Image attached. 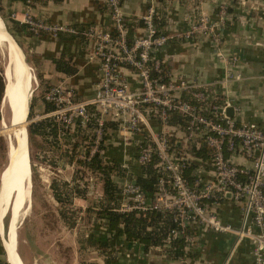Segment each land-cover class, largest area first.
<instances>
[{"label": "built area", "instance_id": "1", "mask_svg": "<svg viewBox=\"0 0 264 264\" xmlns=\"http://www.w3.org/2000/svg\"><path fill=\"white\" fill-rule=\"evenodd\" d=\"M106 3L111 30L91 25L79 32L74 26L53 24L29 14L19 21L34 34L46 32L56 36L69 32L95 40L88 59L98 61L101 78L93 96L75 101L71 90L61 85L50 86L43 99L55 109L37 119L53 118L59 129L73 130L76 125L86 128L95 118L93 140L85 148L86 160L97 153L105 156L101 147L105 145L106 122L116 123L123 136L144 134L137 145L136 160L141 165L155 161L159 174L155 190L147 196L131 180H124L117 210L170 213L176 223L171 233L178 236H183L188 228L231 233L235 236L234 248L248 239L251 264H264V129L253 122L238 121V109L233 107L228 94L215 97L203 85L172 78L158 56L173 40L201 35L214 43L217 58L225 63L221 83L227 86L230 81H239L242 75L237 68L238 58L232 56L227 64L222 50L226 7L220 6L217 20L200 14L185 30L171 32L158 31L155 9L150 7L141 18L144 33L129 41L120 0ZM122 68L130 70L138 81L136 89L129 86L120 72ZM229 107H233L232 117L225 113ZM174 115L184 118L182 128L191 141H171L170 118ZM151 119L159 124V130L152 127ZM203 146L207 151L205 157L196 154ZM225 201L235 203L242 211L240 226L222 221L218 209Z\"/></svg>", "mask_w": 264, "mask_h": 264}, {"label": "crops", "instance_id": "2", "mask_svg": "<svg viewBox=\"0 0 264 264\" xmlns=\"http://www.w3.org/2000/svg\"><path fill=\"white\" fill-rule=\"evenodd\" d=\"M120 2L127 24V36L130 40L144 33L140 21L150 7L155 9L157 17L165 18L164 29L171 32L185 30L200 14L207 15L211 21L217 20L220 6H225L228 17L221 32L224 39L222 50L227 58V64L231 63L232 56L238 58L237 68L242 75L239 81H230L227 86L221 83L225 63L217 58L214 43L201 35H196L191 39L173 40L158 53V56L164 61L172 78L181 77L193 84L203 85L206 91L215 97L228 94L232 99L233 107L238 109L235 114L238 121L253 122L264 129V0H120ZM0 7L1 12L8 19L17 21H23L25 15L29 14L53 24L75 27L91 24L102 30L112 29L106 0L48 1L46 5H36L32 8L21 1L2 0ZM12 14L15 16L12 17ZM70 34L69 32H61L59 36L46 32L34 34L28 29H23L16 32L15 37L20 45L18 46L24 62L27 60L26 63L32 68L33 79L35 80L36 77L38 81L37 92H40L46 85L47 88L61 85L66 90H71L75 101H84L93 96L101 78L98 61L88 59L95 40L86 38L82 40L81 36ZM60 58L69 60L75 66L76 71L67 74L57 70L55 60ZM120 72L124 74L132 89L139 86L130 70L122 68ZM2 109L1 98L0 125L3 120ZM20 109L21 107L18 112ZM36 110L43 112L42 102H38ZM150 123L154 129H160L154 119H151ZM170 125H172L169 127L171 129L170 138L174 141H191L186 139L185 132L178 122H170ZM2 131L1 127L0 134L4 137ZM124 135L118 128L109 132L107 139L104 140L107 141L105 155L106 157L121 155V160L129 172L138 173V168L134 170L132 166L136 160L138 142L144 139V134L127 133ZM13 145L17 158V153L22 151L24 159L25 151L22 142L13 141ZM28 160L30 163L29 148ZM20 163L19 160V167ZM23 174L24 169L19 171L18 168L17 179H15L17 184H22ZM2 183L4 184V180ZM218 211L223 222L234 227L241 225L242 211L235 203L225 201ZM3 213L0 212V217ZM7 213L9 212L6 211L1 219L0 232H2L3 218ZM10 220L9 228L11 229L13 226L12 212ZM196 231L191 244L186 246L188 248L185 247L191 253L189 256L173 259L162 253L142 252L138 248L130 249L125 245L120 247L121 254L118 256V261L125 264H251V244L248 239L242 240L234 248L235 236L231 233L198 229ZM11 237L9 232V237L6 234L1 244L7 261L9 255L4 243H7L9 238L11 240ZM12 242L14 245L11 244V250L17 254L14 262L19 264L20 258L22 261L23 258L19 253L17 238L14 242V237H12Z\"/></svg>", "mask_w": 264, "mask_h": 264}, {"label": "trees", "instance_id": "3", "mask_svg": "<svg viewBox=\"0 0 264 264\" xmlns=\"http://www.w3.org/2000/svg\"><path fill=\"white\" fill-rule=\"evenodd\" d=\"M10 1H21L28 7L32 8L36 5H46L48 1L60 2L62 0ZM1 17L3 20H5L6 24L12 28V31L15 34L20 30L27 29V25L21 24L19 21L14 19H8L4 14H2ZM140 22L142 25V21ZM154 23L158 31H165L164 26L166 25V20L164 17L160 18L155 14ZM90 26L91 24L77 25L76 27H74L77 28L79 32H82L87 30ZM60 34L61 32L58 33L57 36H59ZM70 35L76 36L74 34ZM80 38L82 40H86L83 36H81ZM129 41L131 40L129 39ZM55 65L57 70L67 74L74 73L76 71L75 66L71 64L69 60H65L63 58L56 59ZM43 89H47V85L44 86ZM3 90L4 81L3 77L0 75V100L3 95ZM43 96L40 95L39 98H35L34 102L31 103L29 112L30 115L32 114V108L37 105L38 102H42L43 104L42 113H48L55 109L51 103L43 99ZM89 109L93 111L92 108L89 107ZM205 113H209L208 110H205ZM170 122H178L181 126H183L185 120L179 115H174L171 116ZM95 124L96 120L95 118H92L87 124L86 128H81L80 125H76L73 132L69 134V129H59L60 127L58 126L56 121L53 118L47 117L31 123L27 129L28 139H30V141L33 140V136H38L48 146V151H43L44 155L38 154V157L42 156L41 161H53L55 158L51 159L50 157L49 159H47V155L45 154H48L50 152L52 154L53 152L57 153L61 146H64L66 148H63L62 153L58 154L59 156H62L63 160L68 163L75 162L79 166H81V168H87L96 176H99V178H101L103 195L97 204V211L95 212V220L98 223L94 228L96 236L95 234H88L83 239L82 243L87 245L88 247H92L98 250L99 254L101 255L103 264H125L118 261V256L121 254L120 247H124L125 245H127L130 249L138 248L142 252H150L155 254L162 253L166 257L173 259L182 258L187 255L189 256L191 253L189 252V249H185V247L188 246V244H191L194 235L197 233L196 228H188L183 236H178L171 233V231L176 228V223L173 221L170 213L151 211L146 214H137L133 211L120 212L117 210L120 202L121 185L122 182L126 179H129L131 181L135 180V184L139 186L147 196L152 195L159 177L158 171L154 165V160L144 165L139 164L137 160H135L132 167L133 169L138 168L139 172L135 173V171H133V173H131L129 172V169L125 167L123 161L121 160V155L106 157V155L100 156L97 153L90 160L76 159L77 150L80 146L79 141L85 140L84 133L88 129H94ZM104 127V139L106 140L109 132H113L117 129V125L113 122H106ZM70 137H72L71 140L69 139ZM68 141L73 142L71 143ZM171 141H173L172 138ZM105 149L106 146L103 144L101 150H103L104 153ZM206 152V148L203 146L196 154L205 157ZM54 157L57 156L54 155ZM77 172L78 171H76L75 175L72 178V180L74 181V185H72L71 187L70 184L66 181H63L60 184L53 181V183L51 184L53 196L55 200L61 205L62 210L60 215L69 227H73L76 222L73 215H68V210H66V208H69V205L71 204L72 198L74 196L84 198L83 196H85L86 194L85 188H80L78 184H75V181L77 180ZM0 250L2 252L4 251L2 246H0ZM5 264L8 263L5 261Z\"/></svg>", "mask_w": 264, "mask_h": 264}, {"label": "rangeland", "instance_id": "4", "mask_svg": "<svg viewBox=\"0 0 264 264\" xmlns=\"http://www.w3.org/2000/svg\"><path fill=\"white\" fill-rule=\"evenodd\" d=\"M2 14L3 13L0 11V17ZM5 26L17 42L12 28L8 26L6 22ZM1 42L4 46L0 48V73L5 83L3 72L7 59V50L5 41L1 40ZM17 44L19 45L18 42ZM37 85L38 81L36 77L32 82L29 80L27 92L30 93L32 91V96L29 99V107H31V103L34 102L35 98H39L40 95L43 96L48 90L47 88L37 92ZM36 106L37 105L32 108L31 115L29 114L30 109L27 112L26 129H28V126L31 123L43 119H37V116H41L43 113L37 112ZM1 113L5 116L8 122L10 112L6 105L3 107ZM9 130L13 140L16 142L15 138L17 130L13 123H10ZM73 130H70L69 134H71ZM84 134L85 140L79 141L80 146L77 150L76 159L84 158L86 151L85 148L92 142L94 131L93 129H88ZM4 137L0 134V185L10 169L5 134ZM69 139L71 140L72 137ZM68 142L72 143L73 141ZM104 142L107 144V141ZM28 148L30 154L29 166L31 164V168H29L31 177L30 197L28 207L18 215L17 228L15 230L19 253L24 261L23 264H103L99 251L82 243L86 235L95 234L96 236L94 228L98 223L95 220V212L97 211V204L103 195L101 178L96 176L89 169L81 168V166L75 162L68 163L63 160L62 156H59L58 154H61L62 149L66 148L64 146H61L57 153L53 152L52 154L50 152L45 154L47 155V159L50 157L51 159L55 158L53 161L51 160V162L49 160L41 161L42 156L38 157V154L44 155L43 151H48V146L40 137L33 136L32 141L28 139ZM54 155L57 157H54ZM76 171L78 172L75 184H78L80 188H85L86 194L83 196L84 198L74 196L69 208H66V210H68V215H73L76 222L73 227H69L60 215L62 210L61 205L53 196L51 184L53 181L59 184L66 181L71 187L74 185L72 178ZM12 202L7 206V209L8 207L11 209H6L9 213L6 214L2 221L3 225L2 232H0V246H2V239L6 237V234L9 237L7 231L10 227V214L11 212L13 214ZM6 211L1 214L0 224ZM19 257L20 256L18 255V259ZM5 261V253L4 251H1L0 263L5 264ZM21 261L20 258L19 264H22L23 261Z\"/></svg>", "mask_w": 264, "mask_h": 264}, {"label": "bare ground", "instance_id": "5", "mask_svg": "<svg viewBox=\"0 0 264 264\" xmlns=\"http://www.w3.org/2000/svg\"><path fill=\"white\" fill-rule=\"evenodd\" d=\"M1 40L5 41V46L7 50V59L4 68L3 75L5 77V101L3 103V107L6 105L8 107L9 114V121L7 122L5 116L3 115V120L1 121L2 130L6 136L7 147L9 150L8 154V161L10 163V169L6 174L4 179L3 186L0 185V212L3 213L7 206L12 202L13 203V226L12 228L8 229L7 233L10 237L17 238V234L15 232L17 228V218L18 215L28 207V197L30 195V188H31V180L30 179V171L28 166V158L26 155L25 150V142L27 140V132H26V119H27V112L29 99L31 97L32 91L30 93L27 92L29 80L32 82L33 75L31 70L26 62H24V58L20 52L19 46L16 41L12 40L5 31L3 27V23L1 22L0 18V48L3 45ZM24 87V88H23ZM30 87V86H29ZM27 100V101H26ZM19 107H21L20 112H18ZM5 113V112H4ZM6 114V113H5ZM10 123L16 127V141H21L23 144V149L25 151V156L23 159L22 151H19L18 158L20 160L21 166L19 167V160L16 156V150L14 149L13 145V138L10 132ZM25 165V167H24ZM19 171L24 169L23 174V182L20 185L17 184L16 175ZM21 176V175H20ZM22 218V217H21ZM12 219V217H11ZM20 222V221H19ZM10 238L7 243H4V246L8 253V261L9 264H15L14 260L17 257V254L12 251L11 244L14 245ZM12 242V243H11Z\"/></svg>", "mask_w": 264, "mask_h": 264}, {"label": "water", "instance_id": "6", "mask_svg": "<svg viewBox=\"0 0 264 264\" xmlns=\"http://www.w3.org/2000/svg\"><path fill=\"white\" fill-rule=\"evenodd\" d=\"M0 10H1V7H0ZM1 22L3 23V27H4V31L10 36L12 37V40L15 41L14 37L9 33V31L7 30L6 26H5V22L4 20L2 19L1 17ZM30 70H32V68L29 66ZM33 72V71H32ZM24 88V87H23ZM5 90H6V84H4V90H3V95H2V103H4L5 101ZM27 101V100H26ZM30 109V107H28V110ZM225 113L232 117L233 116V107H229L226 109ZM25 150H26V154H27V158H28V134H27V140L25 142ZM28 160V159H27ZM28 162V166H29V160L27 161ZM1 177V176H0ZM134 184L136 183L135 180L132 181ZM7 261V259H6ZM8 262V261H7Z\"/></svg>", "mask_w": 264, "mask_h": 264}]
</instances>
